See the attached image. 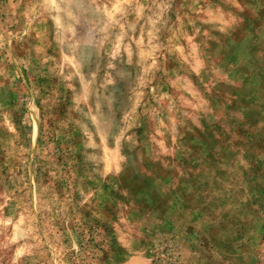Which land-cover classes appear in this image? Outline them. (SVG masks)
Returning a JSON list of instances; mask_svg holds the SVG:
<instances>
[{
  "label": "rangeland",
  "instance_id": "374dc122",
  "mask_svg": "<svg viewBox=\"0 0 264 264\" xmlns=\"http://www.w3.org/2000/svg\"><path fill=\"white\" fill-rule=\"evenodd\" d=\"M0 264H264V0H0Z\"/></svg>",
  "mask_w": 264,
  "mask_h": 264
}]
</instances>
